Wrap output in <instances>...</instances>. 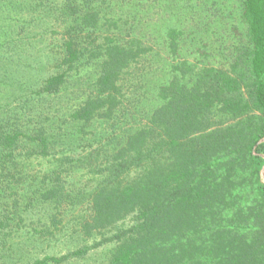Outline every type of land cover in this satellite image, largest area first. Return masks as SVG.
Segmentation results:
<instances>
[{
	"label": "trees",
	"instance_id": "trees-1",
	"mask_svg": "<svg viewBox=\"0 0 264 264\" xmlns=\"http://www.w3.org/2000/svg\"><path fill=\"white\" fill-rule=\"evenodd\" d=\"M46 1L62 13L63 65L96 71L94 93L75 120L112 119L133 64L144 61L145 73H155V107L89 193L79 232L90 238L137 213L109 264H264V0H243L247 43L230 51H220L216 31L227 0ZM66 81V71L57 72L37 92L57 95ZM60 137L0 122V178L12 174L15 163L7 160L24 143L39 156ZM62 179L50 175L39 190L44 202L63 204ZM14 218L0 217V231ZM50 260L59 261L46 256L32 264Z\"/></svg>",
	"mask_w": 264,
	"mask_h": 264
},
{
	"label": "rangeland",
	"instance_id": "rangeland-1",
	"mask_svg": "<svg viewBox=\"0 0 264 264\" xmlns=\"http://www.w3.org/2000/svg\"><path fill=\"white\" fill-rule=\"evenodd\" d=\"M242 4L243 0H227L225 7L219 6L221 23L216 31L220 51L247 43ZM55 7L46 0H0V122L8 129L26 128L33 136H61L58 144L39 156L28 154L32 148L26 142L14 160H7V165L12 162L15 166L9 177V171H4L6 176L1 174L0 217L15 218L0 231V264H32L46 256L59 260L48 264H109L127 232L137 224L138 214L134 213L90 238L79 232L89 214V193L110 176L125 137L155 107V73H145L144 61L133 64L120 81L122 104L112 119L75 120L73 112L94 93L96 71L80 66L70 70L63 65L65 27L62 13L53 11ZM150 14L155 18L154 2ZM223 37L225 43H221ZM219 62L232 64L223 59ZM64 71L67 81L59 94L37 92L42 80ZM35 81L33 89L20 91V84ZM29 92H33L31 97ZM54 173L64 179L67 193L62 205L40 197L39 190L50 183ZM124 178L122 174L120 181ZM262 179L264 182V172ZM77 250L85 252L65 258Z\"/></svg>",
	"mask_w": 264,
	"mask_h": 264
},
{
	"label": "water",
	"instance_id": "water-1",
	"mask_svg": "<svg viewBox=\"0 0 264 264\" xmlns=\"http://www.w3.org/2000/svg\"><path fill=\"white\" fill-rule=\"evenodd\" d=\"M264 141V140H263Z\"/></svg>",
	"mask_w": 264,
	"mask_h": 264
}]
</instances>
